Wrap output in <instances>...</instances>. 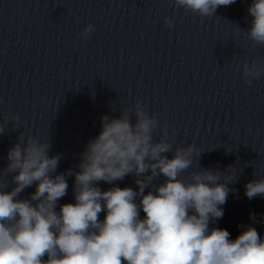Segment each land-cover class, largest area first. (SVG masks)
<instances>
[{
    "label": "clouds",
    "instance_id": "9594fccd",
    "mask_svg": "<svg viewBox=\"0 0 264 264\" xmlns=\"http://www.w3.org/2000/svg\"><path fill=\"white\" fill-rule=\"evenodd\" d=\"M235 2L174 0L177 8L201 17L213 16L219 6ZM248 12L253 19L246 35L264 46V0H253ZM165 24L171 28L174 21L165 18ZM94 31L93 25H87L80 32L81 39ZM238 70L251 86L264 74V61L245 62ZM13 119L19 121V116ZM158 127L157 118L139 102L131 114L104 115L100 132L81 153L79 170L56 175L61 156H49L50 143L19 138L8 150L4 168L7 174L15 173L14 187L6 191L8 184L0 186V264H264V238L255 227L239 226L244 230L235 239L226 229L209 227L223 217L220 206L227 201V185L238 177L229 175L224 183L218 169L200 168L189 181L181 179L198 150L192 144L176 147L168 158L164 154L173 147L166 130L158 141L154 139ZM231 169L234 166L224 173ZM129 174L136 177V190L98 186L101 181H122ZM160 175L164 182L153 185ZM67 176H74L75 202L60 205L57 212L59 200L68 191ZM33 184L30 198L20 199ZM149 187L154 191L145 194ZM245 195L249 200L264 197V177L249 181Z\"/></svg>",
    "mask_w": 264,
    "mask_h": 264
}]
</instances>
